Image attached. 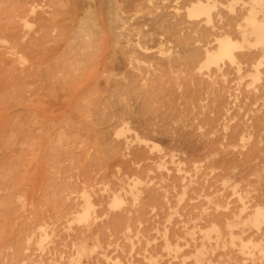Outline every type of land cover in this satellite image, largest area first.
Returning a JSON list of instances; mask_svg holds the SVG:
<instances>
[{"label": "rangeland", "instance_id": "obj_1", "mask_svg": "<svg viewBox=\"0 0 264 264\" xmlns=\"http://www.w3.org/2000/svg\"><path fill=\"white\" fill-rule=\"evenodd\" d=\"M197 1L0 0V264H264V44L206 63L255 0Z\"/></svg>", "mask_w": 264, "mask_h": 264}, {"label": "bare ground", "instance_id": "obj_2", "mask_svg": "<svg viewBox=\"0 0 264 264\" xmlns=\"http://www.w3.org/2000/svg\"><path fill=\"white\" fill-rule=\"evenodd\" d=\"M192 2H194L195 0H191ZM191 2V3H192ZM109 3V2H108ZM115 3V2H114ZM114 3H112V1H111V4H114ZM186 4V3H185ZM80 5V4H79ZM115 5V4H114ZM160 5V4H159ZM252 5V4H251ZM155 6V5H154ZM165 6H167V5H165ZM16 7V6H15ZM80 7H83V6H80ZM119 7H120V5H119ZM264 7V0H255L254 1V4L251 6V8L249 9V11H248V13L246 12V14H244V15H241V16H237V18H234V20H232V21H229V22H227L226 24H225V29H223L224 27H222L221 29H223L224 30V33H223V35H222V37H221V39H220V41H219V47H218V49H217V51L215 52V53H209V51H208V58H207V60H206V63L207 64H217L218 63V61H220V60H223V59H228V60H230V62H232V63H239L240 62V60L241 59H249V58H251V53L250 54H248V52L247 53H244V51H243V53H241V54H237L236 53V51L237 50H240V49H244V48H247V47H249L250 45H253V44H257V45H261V44H264V16H261L259 13H260V11H261V9ZM106 8V7H105ZM104 8V9H105ZM108 8V7H107ZM110 8H112V7H110ZM113 9V8H112ZM147 9V8H146ZM148 9H150V7L148 8ZM180 9V8H179ZM189 9V8H188ZM108 10V9H107ZM117 10V9H116ZM138 10V9H137ZM140 11H142V9H139ZM144 10V9H143ZM161 10V9H160ZM264 10V9H263ZM112 12L110 13L111 14V17H110V21L108 20L107 22H114V21H117V19H119L118 18V15L119 14H117V13H114V15H112L113 14V10H111ZM118 11V10H117ZM121 11V10H120ZM140 11H138V12H140ZM91 12H94L93 10L91 11ZM97 12H98V10H97ZM105 12H107V11H105ZM151 13V12H150ZM154 13V12H153ZM29 14V13H28ZM97 14H99V13H97ZM115 14H117V15H115ZM187 14H189V17H199V16H201V15H205L209 20H210V18H211V15H210V8L208 7V6H206V5H204L202 2H201V0H199V1H197V4L196 5H194L192 8H191V10L189 11V13H187ZM60 15V14H59ZM109 15V14H108ZM154 15V14H153ZM163 15H165V14H163ZM168 15V14H167ZM110 16V15H109ZM60 16H58V18H59ZM233 17H235V16H233ZM57 18V19H58ZM99 18V17H98ZM184 18V17H183ZM23 19V18H22ZM68 19V18H67ZM94 19H96V16H95V18ZM159 19V18H158ZM13 20H14V18H13ZM40 20V19H39ZM38 20V21H39ZM81 20H82V18H81ZM154 20V19H153ZM15 21V20H14ZM42 21V20H41ZM52 21H54V20H52ZM99 22H100V20H98ZM120 21V20H119ZM127 21V20H126ZM154 21H156V20H154ZM178 21V20H177ZM31 22V21H30ZM84 22V23H83ZM83 22H81V24L83 25L82 27H81V25L79 26V27H81V30H80V32H79V34L78 33H76V34H78L77 35V37H74V36H72L73 38H72V40L71 39H69V41H67V44L64 46L63 45V47H65L64 49H63V51L62 52H60V54L59 55H57L58 56V60H57V65L59 66V70H61V74H65L66 76L65 77H69V76H74L77 72H79L80 70H82L83 69V67L86 65V63H87V61H88V58H90L89 56L92 54V52L93 51H95V45H96V43H97V40H95L94 39V37H95V35L96 34H98V33H101L100 32V25H99V23L97 22V19L96 20H92V21H90V22H88V20L87 21H83ZM168 22V21H167ZM188 23V22H187ZM191 23V22H190ZM77 24V23H76ZM121 24V23H120ZM160 24V23H159ZM168 24V23H167ZM175 24V23H174ZM172 25V27L173 28H175V25ZM177 24H178V22H177ZM79 25V24H78ZM66 27L68 26V25H65ZM76 26V25H75ZM111 26V25H110ZM178 26V25H177ZM224 26V25H223ZM194 27V26H193ZM232 28V29H229V28ZM233 27H235V28H233ZM61 28V27H60ZM108 28H110V27H108ZM130 28V27H129ZM159 28H161V27H159ZM183 28H185V27H183ZM42 29V28H41ZM47 29V28H46ZM234 29H236V37H233L232 35V33H230V31L231 30H234ZM102 30V29H101ZM171 30V29H170ZM179 30V29H178ZM194 30V29H193ZM193 30H191V32L193 31ZM230 30V31H229ZM58 31V30H57ZM61 31V30H60ZM99 31V32H98ZM112 31H114V30H112ZM137 32H138V30H136ZM172 31V30H171ZM203 31H205V30H203ZM169 32V31H168ZM177 32V31H176ZM174 33V35L176 36L178 33ZM190 32V33H191ZM42 33V32H41ZM186 34H187V31L185 32ZM234 33H235V30H234ZM61 34V33H60ZM72 34V33H71ZM76 34H74L75 36H76ZM106 34V33H105ZM105 34H103V35H105ZM122 34V33H121ZM132 34V33H131ZM102 35V36H103ZM116 35V34H115ZM178 35H180V34H178ZM185 35V34H184ZM188 35V34H187ZM101 36V38H106L107 39V37L106 36H104V37H102ZM120 36V35H119ZM124 36H127V35H124ZM128 36H130V35H128ZM202 36H204V35H202ZM113 37V36H112ZM117 37V36H116ZM134 37V36H133ZM185 37V36H184ZM190 37H191V35H190ZM190 37H188L187 39H189ZM199 37V36H198ZM205 37H207V36H205ZM113 38H115V37H113ZM123 38H125V37H123ZM180 38V37H179ZM39 39V38H38ZM106 39H103V40H106ZM48 40V39H47ZM99 40V39H98ZM102 40V39H101ZM115 40H117V39H115ZM180 40H182V39H180ZM186 40V39H185ZM189 40H191V39H189ZM189 40H187V43H188V41ZM199 40V39H198ZM42 41H43V39H42ZM197 41V40H196ZM31 42V41H30ZM115 42V41H114ZM135 42V41H134ZM181 42V41H180ZM185 42V41H184ZM204 42V41H203ZM37 43V42H36ZM193 43H194V41H193ZM205 44H206V42H205ZM22 45H24V44H22ZM47 45H49V44H47ZM100 45V44H99ZM104 45V44H103ZM102 45V46H103ZM188 45V44H187ZM102 46H100V47H102ZM31 48H32V46H30ZM43 47H44V45H43ZM100 47H99V49H100ZM190 47V46H189ZM204 47V46H203ZM29 48V47H28ZM38 48V47H37ZM96 48H98V47H96ZM175 48V47H174ZM183 48H185L184 47V45H183ZM183 48H181V49H183ZM30 49V48H29ZM42 49V48H41ZM45 49H50V48H45ZM193 49V48H192ZM261 49H262V47H261ZM190 50V49H189ZM119 51V50H118ZM38 52V51H37ZM46 52H48V51H46ZM123 52V51H122ZM140 52V51H139ZM138 52V53H139ZM185 52V51H184ZM186 52H189V51H186ZM23 53V52H22ZM26 51H25V57H26ZM96 53V52H95ZM190 54H187L186 56L184 55V57L186 58V57H189V55L190 56H192L193 54H191V53H193V51H191V52H189ZM263 53H264V50H263ZM151 54V53H150ZM183 54V53H182ZM258 54V53H257ZM141 55V54H140ZM256 55V54H255ZM264 55V54H263ZM57 56H55V57H57ZM126 56V58H128L127 57V55H125ZM154 56H156V54L154 55ZM124 57V56H123ZM153 57V56H152ZM193 57V56H192ZM254 57V56H253ZM17 58V57H16ZM27 58V57H26ZM147 58V57H146ZM185 58H182L183 60H186ZM194 58V57H193ZM199 58H203L204 59V57L203 56H201V57H199ZM260 58V57H259ZM54 59V58H53ZM179 59H181V58H179ZM189 59V58H188ZM257 59V58H256ZM23 60V59H22ZM146 60H148V59H146ZM157 60V59H156ZM156 60H154V61H156ZM192 60V59H191ZM54 61V60H53ZM150 61V60H149ZM163 61H165V60H163ZM182 61V60H181ZM252 61V60H251ZM55 62V61H54ZM173 62V64H175L176 62L175 61H172ZM184 63H185V61H183ZM183 62H179V64H181V63H183ZM243 62V61H242ZM153 63V62H152ZM167 63V62H166ZM252 63V62H251ZM160 64V63H159ZM164 64V63H163ZM168 64H170V62L168 63ZM189 64V63H188ZM165 66H168V65H165ZM175 66H178V65H175ZM153 67H155V66H153ZM180 67V66H179ZM53 67H51V69H52ZM166 68V67H165ZM189 68V67H188ZM163 69V68H162ZM142 70V69H141ZM164 70V69H163ZM52 71V70H51ZM50 71V72H51ZM168 71V70H167ZM182 71V70H181ZM142 72V71H141ZM177 72V71H176ZM192 72V71H191ZM53 73V72H52ZM152 73V72H151ZM262 73V72H261ZM78 74V73H77ZM86 74V73H85ZM146 74V73H145ZM165 74H166V72H165ZM162 75V74H161ZM164 75V74H163ZM185 75H187V73L185 74ZM82 76V75H81ZM130 76H132V75H130ZM144 76V75H143ZM168 76H170L169 74H168ZM54 77V76H53ZM57 77V76H56ZM63 77V76H62ZM77 77H80V75L79 76H77ZM76 77V78H77ZM84 77H85V75H84ZM135 77V76H134ZM50 78H52V77H50ZM72 78V77H71ZM76 78H73V79H76ZM131 79H132V77H130ZM137 78H138V76H137ZM159 78V77H158ZM62 79V78H61ZM162 79V78H161ZM166 79V78H165ZM138 81H139V79H137ZM160 80V79H159ZM175 80V79H174ZM188 80V79H187ZM201 80V79H200ZM200 80H198V81H200ZM82 81V80H81ZM165 81H167V80H165ZM155 82H157V81H155ZM206 82V81H205ZM70 83H73V82H70ZM125 83V82H124ZM130 83H132V82H130ZM159 83V82H158ZM163 83V82H162ZM161 83V84H162ZM169 83V82H168ZM172 83V82H171ZM194 83V82H193ZM263 83V82H262ZM50 84H53V83H50ZM126 84H128V83H126ZM125 84V85H126ZM133 84H135V83H133ZM132 84V85H133ZM137 84V83H136ZM156 84V83H155ZM167 84V83H166ZM181 84V83H180ZM188 85L190 84V83H187ZM186 84V85H187ZM131 85V86H132ZM157 85V84H156ZM52 86V85H51ZM123 86H124V84H123ZM127 86V85H126ZM128 86H130L129 84H128ZM131 86L130 87H128V88H131ZM134 86H137V85H134ZM148 86H153V85H148ZM66 87V86H65ZM159 86H157V88H158ZM151 88H153V87H151ZM154 88H156V86L154 87ZM261 88V87H260ZM132 89V88H131ZM149 89V87H147V90ZM153 90V89H152ZM159 90V89H158ZM174 90V89H173ZM260 90V89H259ZM148 91H150V90H148ZM160 91V90H159ZM165 91V90H164ZM171 91V90H170ZM169 90H168V92H170ZM119 93V92H118ZM133 93V92H132ZM149 93H151V92H149ZM155 93H157V91H155ZM263 93V92H262ZM120 94H122V93H120ZM138 94H140V93H138ZM137 94V95H138ZM153 94H154V92H153ZM158 94V93H157ZM113 95H115V96H117L115 93H113ZM119 95V94H118ZM126 95V94H125ZM132 95V94H131ZM131 95H129V96H131ZM155 95V94H154ZM115 96H112L113 98H115V101L116 102H118V103H120L119 102V98H117V97H115ZM127 96V95H126ZM157 96V95H156ZM165 96V95H164ZM167 96V95H166ZM165 96V97H166ZM174 96V95H173ZM119 97H121V98H123L121 95H119ZM128 97V96H127ZM109 99V98H108ZM111 99V98H110ZM127 100H128V98H126ZM152 99V98H151ZM156 98H154L153 100H155ZM126 100V101H127ZM144 100H147V98L146 99H144ZM153 100H151V101H153ZM161 100V99H160ZM168 100H170V99H168ZM109 101V100H108ZM120 101H122V100H120ZM125 101V100H124ZM150 101V100H149ZM148 101V102H149ZM107 102V101H106ZM114 102V101H113ZM144 103H142V105L143 104H146L147 103V101H143ZM117 103V104H118ZM122 103H124V102H122ZM121 103V104H122ZM159 103H161V101H159ZM151 104V103H150ZM105 105H107V103L105 104ZM124 105V104H123ZM160 105V104H159ZM146 106L148 107V104H146ZM151 106H152V104H151ZM104 107H107V106H104ZM109 107H112V106H109ZM156 107V106H155ZM166 107H168L169 108V106H166ZM151 108L152 107H149L148 109L150 110V111H152L151 110ZM125 109V108H124ZM142 109H144V107L142 108ZM154 109H156V108H154ZM98 110V109H97ZM102 110H104V109H102ZM101 110V111H102ZM108 110V109H107ZM148 110V111H149ZM159 110V109H158ZM157 110V111H158ZM109 112H111L110 111V109L108 110ZM98 112H100V111H98ZM102 112H104V111H102ZM147 113V112H146ZM150 113H152V112H150ZM112 114V113H111ZM102 115V114H101ZM162 115V114H161ZM108 118V117H107ZM110 118V117H109ZM108 118V119H109ZM110 120V119H109ZM165 120V119H164ZM105 121V120H104ZM169 128H167L166 130H168ZM153 130V129H152ZM162 130V129H161ZM62 137V136H61ZM123 140V139H122ZM121 201L119 200V199H116L115 200V202H114V206H118L119 204L121 205ZM260 209H258L256 212H257V214L255 215V217H254V219L250 222V224L251 225H257L260 221H261V219L264 217V211H259ZM264 222V221H263ZM247 224V223H246ZM249 225V224H248ZM262 252L264 253V250H262Z\"/></svg>", "mask_w": 264, "mask_h": 264}]
</instances>
